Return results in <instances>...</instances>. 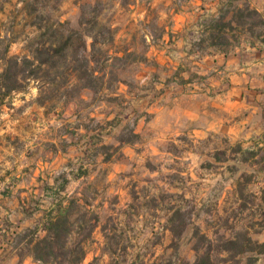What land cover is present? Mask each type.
Segmentation results:
<instances>
[{
	"label": "rangeland",
	"instance_id": "1",
	"mask_svg": "<svg viewBox=\"0 0 264 264\" xmlns=\"http://www.w3.org/2000/svg\"><path fill=\"white\" fill-rule=\"evenodd\" d=\"M153 2L0 0V71L2 57L34 60L37 48L52 44L34 26V8L54 14L61 37L53 47L76 32L78 65L83 56L92 60L89 34L97 14L113 33L112 43H99V62L90 64L104 76L103 86L88 87L87 74L80 78L60 63L48 75L23 81V91L0 103V128L7 120L12 127L29 124L24 139L0 132V200L14 201L16 218L45 214L53 200L75 202L70 234L61 240L76 252L49 264H194L198 254L226 250L228 240L239 238L237 247L230 245L234 250H249L247 238L264 243V146L196 122L152 124L150 107L164 90L156 91L157 77L144 73L156 68L153 54L170 34V14ZM248 28L228 31L223 48L234 50L264 31ZM204 36L193 51L220 49L210 40L201 46ZM79 147L85 148L82 161ZM69 149L66 170L53 169L47 156ZM249 257L264 264V254L252 253L213 262L246 264Z\"/></svg>",
	"mask_w": 264,
	"mask_h": 264
},
{
	"label": "crops",
	"instance_id": "2",
	"mask_svg": "<svg viewBox=\"0 0 264 264\" xmlns=\"http://www.w3.org/2000/svg\"><path fill=\"white\" fill-rule=\"evenodd\" d=\"M162 5L165 9L161 11L170 14L171 35L163 49L153 54L156 68L144 73L146 79L157 77L156 91L164 90L150 107L152 124L164 118L177 125L180 120L196 122L215 131L224 128L230 134H245L248 141L264 146V38H252L229 52L218 49L200 53L192 49L199 34L223 14H229L225 20H231L229 16L234 12L248 7L264 18V0H154L152 4ZM187 75L204 80L198 84ZM12 125V120H7L0 132L26 138L29 124L23 123L21 128ZM84 149L79 147L77 160L82 161ZM71 151L48 155L50 166L66 170ZM52 203L45 214L33 218L18 214L16 218L12 212L14 201L0 200V208L5 210L0 214V264H43L35 259L32 247L45 236L43 225L48 215L59 214L68 206L67 200Z\"/></svg>",
	"mask_w": 264,
	"mask_h": 264
},
{
	"label": "trees",
	"instance_id": "3",
	"mask_svg": "<svg viewBox=\"0 0 264 264\" xmlns=\"http://www.w3.org/2000/svg\"><path fill=\"white\" fill-rule=\"evenodd\" d=\"M30 14L34 16V26L39 31H42V38L51 41L52 44L58 43L61 35L58 34L57 30H54L55 24L52 22L53 13L40 11L38 8H34ZM98 14L93 20V28L90 32V37L92 38V60L83 56L84 63L78 65L80 62L79 58V47L75 45L74 39L76 32L71 30L70 34L67 36L66 41L61 45H56L55 47L50 44L47 48H37L36 58L31 60L29 58H24L20 60L18 57H2L4 62L2 70L0 71V103L2 104L7 97H9L14 92H21L24 90L25 86L23 81L31 78H39L41 72L45 75L49 74L50 70L57 69V67L62 63L67 72H77L80 73V78H83L87 74L89 86L88 87H98L104 85V76L96 75L97 71L95 68H90L91 62L98 63L96 60V53H101L100 44H110L113 42L112 29L106 27L104 24L99 23L97 20ZM258 19V22H248L249 19ZM226 15L223 14L218 20H214L210 23L208 28L203 31L204 36L200 40V45L202 46L207 40H210V46L214 48H219L224 52H229L223 48L224 42L228 35V31H234L236 29L244 30L247 25L250 31H253L256 27H263L264 20L262 15L254 10H250L248 7L241 8L234 12L231 20H225ZM247 20V22H245ZM97 31H96V30ZM96 31V32H94ZM264 38V31L259 33L256 38ZM262 38V39H263ZM46 41V40H44ZM45 43V42H44ZM228 43V42H227ZM59 44V43H58ZM84 49V43L81 45ZM107 60L110 59H121L112 58L107 56ZM91 69V70H90ZM85 71V72H83ZM89 71V73H88ZM64 188V184L60 186ZM58 194V192H56ZM75 205V202H70L67 208L59 214L50 213L48 218L43 225V231H45V236L43 238H38L32 247L33 255L36 260L43 264L51 263L52 259H59V256H67L76 252L75 250L66 251L67 241H62V237L68 236L70 234L71 228V212ZM68 238V237H67ZM66 238V240H67ZM246 242L252 245L249 250H234L233 246L239 245V238L228 240L226 242V250L213 254L212 252L198 254V257L194 264H214V258L222 255H229V259L225 262L236 261L237 258L244 256L248 253L255 255L264 254V243H256L251 238H247ZM59 247V252H56L55 246ZM250 247V246H249ZM83 259V258H82ZM246 264H256L258 261L257 257H249Z\"/></svg>",
	"mask_w": 264,
	"mask_h": 264
}]
</instances>
